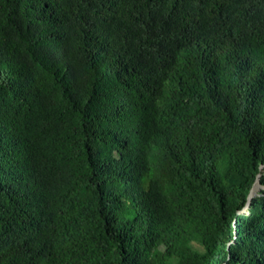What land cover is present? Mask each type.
<instances>
[{"label":"trees","instance_id":"1","mask_svg":"<svg viewBox=\"0 0 264 264\" xmlns=\"http://www.w3.org/2000/svg\"><path fill=\"white\" fill-rule=\"evenodd\" d=\"M258 180L264 0H0V264H264Z\"/></svg>","mask_w":264,"mask_h":264},{"label":"water","instance_id":"2","mask_svg":"<svg viewBox=\"0 0 264 264\" xmlns=\"http://www.w3.org/2000/svg\"><path fill=\"white\" fill-rule=\"evenodd\" d=\"M260 184H261V183H260V180H258V181L256 182L255 186L253 187L252 191H251V194H250V197H249V203L247 204L246 208H245L242 212H245V210H246L247 208H249L252 197H253L254 195H256L255 187H256V186H259ZM260 186H261V185H260Z\"/></svg>","mask_w":264,"mask_h":264},{"label":"rangeland","instance_id":"3","mask_svg":"<svg viewBox=\"0 0 264 264\" xmlns=\"http://www.w3.org/2000/svg\"><path fill=\"white\" fill-rule=\"evenodd\" d=\"M260 185L257 187L256 194H258L260 192V190L264 188V186L262 184H260Z\"/></svg>","mask_w":264,"mask_h":264},{"label":"bare ground","instance_id":"4","mask_svg":"<svg viewBox=\"0 0 264 264\" xmlns=\"http://www.w3.org/2000/svg\"><path fill=\"white\" fill-rule=\"evenodd\" d=\"M220 1H221V0H220ZM169 2H170V1H169ZM43 3H44V2H43ZM43 5H44V4H43ZM39 6H40V5H39ZM204 7H205V6H204ZM138 17H139V16H138ZM208 19H209V18H208ZM59 21H60V20H59ZM141 26H142V25H141ZM16 35H17V34H16ZM19 36H20V35H19ZM139 84H140V83H139ZM257 187H258V186L255 187V191L257 190Z\"/></svg>","mask_w":264,"mask_h":264}]
</instances>
